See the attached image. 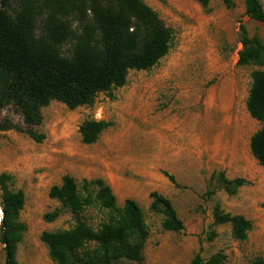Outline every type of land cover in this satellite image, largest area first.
I'll use <instances>...</instances> for the list:
<instances>
[{
  "label": "rangeland",
  "instance_id": "1",
  "mask_svg": "<svg viewBox=\"0 0 264 264\" xmlns=\"http://www.w3.org/2000/svg\"><path fill=\"white\" fill-rule=\"evenodd\" d=\"M142 1L171 29L170 49L157 64L130 70L123 86L97 93L91 104L69 109L50 101L41 108L37 129L45 139L40 143L13 128L24 126L15 106L0 108V124L12 125L0 130V173L11 175V188L25 197L19 218L26 229L17 246L18 264H56L40 235L74 224L65 209L53 221L44 219L60 207L48 192L65 174L77 181L102 178L118 206L128 198L140 206L149 229L143 264H190L199 249L204 260L222 251L224 264L264 259V166L249 149L250 136L264 121L251 118L245 107L250 73L264 70V65L237 64L239 26L264 43V22L245 15L244 0H234L230 8L221 0H207L206 5L195 0ZM259 1L264 9V0ZM10 4L15 7L16 0ZM90 118L112 124L95 143L84 144L78 129ZM219 171L248 182L229 195L210 179ZM153 191L172 202L183 230L162 229V215L149 209ZM216 205L250 220L245 240L232 236L230 224L214 222ZM84 218L96 226L101 213L92 207ZM113 264L137 263L120 259Z\"/></svg>",
  "mask_w": 264,
  "mask_h": 264
},
{
  "label": "trees",
  "instance_id": "2",
  "mask_svg": "<svg viewBox=\"0 0 264 264\" xmlns=\"http://www.w3.org/2000/svg\"><path fill=\"white\" fill-rule=\"evenodd\" d=\"M202 5L207 0H195ZM230 8L234 0H221ZM0 0V108L15 106L24 126L13 127L40 143L45 134L37 128L42 122L41 108L58 101L69 109L91 104L99 92H109L126 83L130 70H148L164 57L171 45V29L158 13L142 0ZM245 15L264 22V9L259 0H244ZM238 65H264V43L249 36L239 26ZM69 45L68 48H64ZM251 85L245 107L256 121H264V70L250 73ZM110 121L85 119L79 126L84 144L95 143ZM12 128L1 123L0 130ZM249 149L264 166V126L249 139ZM165 176L177 185L173 175ZM229 195L248 181L242 177L227 178L223 171L213 173ZM13 177L0 173L1 210L0 243L3 264H18L17 246L26 229L19 214L25 202L21 190H13ZM48 195L60 207L44 215L53 221L62 209L74 219L72 227L43 231L40 240L50 259L56 264H113L126 259L143 264V250L149 235L143 211L133 199L122 206L112 188L102 178L77 181L65 174L59 184L52 185ZM149 209L162 215L161 227L179 232L184 224L172 202L162 194L150 193ZM95 207L101 213L96 226L84 218V212ZM216 224L228 223L237 240H245L252 228L242 215L213 210ZM199 249L190 264H224L222 251L203 259ZM254 264H264L256 257Z\"/></svg>",
  "mask_w": 264,
  "mask_h": 264
},
{
  "label": "built area",
  "instance_id": "3",
  "mask_svg": "<svg viewBox=\"0 0 264 264\" xmlns=\"http://www.w3.org/2000/svg\"><path fill=\"white\" fill-rule=\"evenodd\" d=\"M1 218H2V211L0 210V221H1Z\"/></svg>",
  "mask_w": 264,
  "mask_h": 264
}]
</instances>
